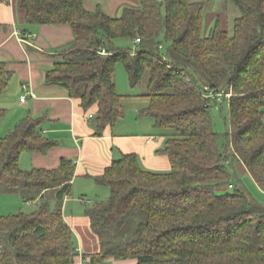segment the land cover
Wrapping results in <instances>:
<instances>
[{
	"label": "trees",
	"instance_id": "1",
	"mask_svg": "<svg viewBox=\"0 0 264 264\" xmlns=\"http://www.w3.org/2000/svg\"><path fill=\"white\" fill-rule=\"evenodd\" d=\"M231 1L240 11L233 31L216 16L206 33V1L139 0L116 17L100 4L88 9L84 0L21 1L27 25L72 27L74 40L45 81L65 87L85 111L97 106V135L124 115L117 65L133 87L149 76L150 103L140 114L153 117L166 137L158 153L171 169L147 170L136 153H125L95 177L110 189L85 210L99 237L95 262L264 264V205L232 181L241 162L264 187V0ZM120 38L134 47L118 46ZM12 75L1 61L0 96ZM223 97L230 130L221 133L211 109ZM5 113L0 105V119ZM44 118L29 114L0 140V193L37 205L30 213H0V264H75L78 255L63 216L75 161L62 158L53 169L20 166L22 153L46 154L58 144L42 132Z\"/></svg>",
	"mask_w": 264,
	"mask_h": 264
},
{
	"label": "crops",
	"instance_id": "2",
	"mask_svg": "<svg viewBox=\"0 0 264 264\" xmlns=\"http://www.w3.org/2000/svg\"><path fill=\"white\" fill-rule=\"evenodd\" d=\"M21 1L0 0V62H5L8 70L13 73L10 84L0 96V105L6 109L5 115L0 119V140L27 115L45 117L42 132L58 140V144L46 154L28 151L22 153L20 166L24 169L22 164L25 163V170L53 169L60 165L62 158L75 161V177L70 194L63 201V216L72 228L77 245L75 264H137L136 258H109L104 262L92 259L94 254L100 252V243L98 235L91 228L90 218L85 213L87 203L92 204L94 201L85 193L97 189L92 184L99 185L95 177L103 174L114 160L125 153H136L141 165L147 170L169 171L171 163L168 156L158 153L164 147L166 137L152 132L155 129L153 122L149 123V129L135 131L133 127L124 124V120L114 126L108 125L101 135H97L94 116L89 117L90 113L96 114L97 106L85 111L81 100L72 98L65 87L45 81L47 71L61 59L60 54L74 40L72 27L69 24L27 25L25 11L20 7ZM97 1L84 0V3L88 9L95 10L101 5ZM106 1L109 5H106L104 11L113 17L119 16L125 6H137L139 3V0ZM216 16L227 18L223 12L208 13L205 16V33ZM222 26L226 28L224 23ZM23 95L27 96L25 102H21ZM129 97L133 102H145L143 108L150 103L147 94L144 98H139L140 95ZM236 167L237 173L249 174L241 162L236 163ZM98 190L101 192L100 188ZM101 193H108L106 196L109 197L110 190ZM51 196V204L55 205L54 193Z\"/></svg>",
	"mask_w": 264,
	"mask_h": 264
},
{
	"label": "rangeland",
	"instance_id": "3",
	"mask_svg": "<svg viewBox=\"0 0 264 264\" xmlns=\"http://www.w3.org/2000/svg\"><path fill=\"white\" fill-rule=\"evenodd\" d=\"M193 1H206L207 5L205 7L204 17L210 13H225L227 15V18L222 19V23H224V26L228 28L230 32L233 31V22L234 19L240 15V11L237 8V6L231 1V0H193ZM97 3H101V6L105 10L106 5L108 6L109 3L106 0H98ZM96 3V4H97ZM95 4V5H96ZM97 4V5H98ZM109 14H111L109 12ZM121 14V13H120ZM119 14V15H120ZM225 20V21H224ZM215 23V20L213 21V26ZM204 31H206V25L204 24ZM116 44L120 47L128 48V47H134V43L126 38H120L115 40ZM115 83L117 84V90L119 93H121L124 96V115L122 118H120L117 124H120L122 120H124V124H128V126L133 127L135 131H142L145 128L149 129V123L153 122L154 119L151 116L147 115H141L140 112L142 108L146 105V103L139 101V102H133L130 100L131 95H140L139 98H144L148 92V80L149 76L148 73H146L141 82L137 86H132L130 84L129 75L126 71L125 67L122 64H118L115 70ZM211 115L213 118V123L215 126V129L221 133L227 132L230 130V122H229V104L228 99L221 98L219 100V103L214 105L211 109ZM155 129L152 130V132L160 133L161 130L154 126ZM22 167L25 169L27 166L25 163L22 164ZM237 168V167H236ZM232 181L235 184L236 187L245 189L251 199L255 200V202L264 205V189L258 186L256 181L253 179V177L248 173H236L232 175ZM97 186V189L90 190L86 192L85 194L88 195L89 198L92 199V201H97L100 199H106V196L108 193L103 194L101 192L107 191L109 192V188L106 186ZM99 186V187H98ZM100 188L101 192L98 190ZM228 190L232 191L234 188H227ZM76 189H74L75 191ZM87 205H91L90 203H87ZM37 205L36 202H26L24 199L16 193L7 194V193H0V213L3 215L18 213L20 211H24L27 213H30L36 209Z\"/></svg>",
	"mask_w": 264,
	"mask_h": 264
},
{
	"label": "built area",
	"instance_id": "4",
	"mask_svg": "<svg viewBox=\"0 0 264 264\" xmlns=\"http://www.w3.org/2000/svg\"><path fill=\"white\" fill-rule=\"evenodd\" d=\"M137 42H140V39L138 38L137 39ZM212 95H214L213 94V92L211 91V92H209V94H208V96H212ZM229 96V95H228ZM26 98H27V96L26 95H23L22 97H21V102H25L26 101ZM221 100V99H220ZM94 115L93 114H89V117L90 118H92ZM230 187H232V185H230Z\"/></svg>",
	"mask_w": 264,
	"mask_h": 264
}]
</instances>
